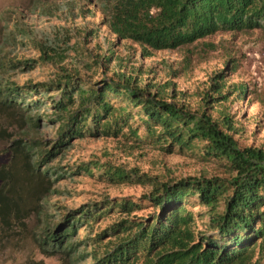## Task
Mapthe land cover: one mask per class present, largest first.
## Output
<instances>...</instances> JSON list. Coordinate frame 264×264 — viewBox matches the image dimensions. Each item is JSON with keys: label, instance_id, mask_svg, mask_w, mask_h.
I'll return each mask as SVG.
<instances>
[{"label": "trees", "instance_id": "16d2710c", "mask_svg": "<svg viewBox=\"0 0 264 264\" xmlns=\"http://www.w3.org/2000/svg\"><path fill=\"white\" fill-rule=\"evenodd\" d=\"M86 1L98 7L116 41L137 46L142 58L219 32L264 34V0ZM45 10L48 15L50 9ZM37 48L41 61L61 63L66 58L64 51ZM111 57L102 56L101 65ZM8 65L1 62L4 69ZM225 66L192 93L170 80H142L140 70L122 64L118 67L124 71L93 84H84L64 68L51 81L23 86L1 78L0 156L5 153L7 161L0 165V250L23 241L27 222L37 214L45 216L42 236L34 238L37 250L58 256L59 264H264V149L236 139L241 127L230 98L245 96L247 86L228 84L239 67L236 59ZM54 90L59 98L52 101L50 122L56 135L45 140L39 119L19 100L22 92ZM256 92L264 107V85ZM135 117L140 124H134ZM87 137L149 142L165 153L198 154L222 167L223 176L161 182L137 168L90 161L76 174L92 177L97 171L109 184L150 189L139 197H107L66 210L50 223L53 215L44 206L61 192L57 185L64 176L75 174L53 164L75 141ZM196 206L206 209L209 218L203 230L188 209ZM106 217L111 222L102 227ZM26 264L45 263L31 257Z\"/></svg>", "mask_w": 264, "mask_h": 264}, {"label": "rangeland", "instance_id": "374dc122", "mask_svg": "<svg viewBox=\"0 0 264 264\" xmlns=\"http://www.w3.org/2000/svg\"><path fill=\"white\" fill-rule=\"evenodd\" d=\"M46 8L50 9L48 15L45 14ZM37 46L47 50L52 48L61 54L64 51L66 58L61 63L41 61ZM107 55H112L111 60L101 65L102 56ZM231 58L236 59L239 67L229 75L228 84L247 86L245 96L237 99L233 95L230 98L234 100L231 111L236 114L235 120L241 127L236 139L240 145L264 149V107L257 98L260 93L256 92L264 85L262 32H219L192 45L155 52L152 57L142 58L137 46L127 41H116L103 24L98 7L86 0H0V79H9L17 86L51 81L56 75L63 74L61 68L68 74H78L84 84H93L113 77L116 71L122 68L124 71L128 66L131 70H140L142 80H170L180 90L192 93L201 90L205 82L215 72L223 70ZM32 60L38 61L34 63ZM24 61L30 63L25 64ZM1 62L9 64L7 69L1 67ZM14 63L20 64L14 67ZM120 64L125 67H118ZM21 97V106L28 108L30 114L39 119L42 138H55L56 126L50 122L54 116L50 115L52 101L59 98V92L41 91L39 95H25L22 92ZM119 100L122 97L116 99L117 102ZM134 124H140L137 117L134 118ZM132 142L87 137L75 141L70 149L61 153L53 166L75 174L64 176L57 185L61 192L50 197L48 207L44 206L53 215L50 223L57 222L66 210L78 209L84 204L100 202L107 197H139L150 189L109 184L105 179L98 178L97 171L93 172L92 177L84 173L76 174L79 166L90 161L137 168L161 182L187 177L223 176L222 167L214 162L202 161L198 154L178 151L165 153L149 142L140 145ZM3 145L0 144V150ZM6 161L7 155L2 153L0 165ZM188 209L196 216V225L203 230L202 223L207 224L209 219L205 215L206 209L199 206ZM30 219L25 239L15 240L0 250V264H26L31 257L45 264H59L58 256L41 255L34 242V238L42 236L45 216L39 218L35 214ZM110 222L111 218L106 217L102 227ZM83 232L81 230L80 235Z\"/></svg>", "mask_w": 264, "mask_h": 264}]
</instances>
